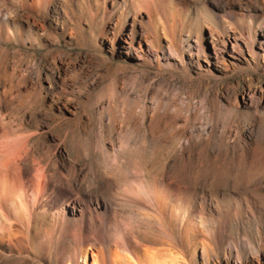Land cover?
Segmentation results:
<instances>
[{
	"label": "rangeland",
	"instance_id": "374dc122",
	"mask_svg": "<svg viewBox=\"0 0 264 264\" xmlns=\"http://www.w3.org/2000/svg\"><path fill=\"white\" fill-rule=\"evenodd\" d=\"M86 1L51 0L50 8L38 13L17 0H0V83L27 80L39 87L37 101L45 98L46 105L52 98L57 107L62 102L74 108L79 124L55 106L40 122L48 126L49 118L62 117L54 128L48 126L54 138L72 120L74 138L66 143L70 158L73 146L89 147L100 122L103 151L109 150L103 156L117 160L131 184L173 177L181 188L177 197L204 218L201 232L186 239L161 220L178 259L204 264L197 249L191 256V244L212 229L217 243L207 264H227L224 253L228 264L244 258L264 264V0H152L162 48L140 59L121 38L112 37L111 22L90 15L88 5L95 9L100 0ZM112 123L122 124L120 132ZM196 134L190 148L186 137ZM226 139L234 146L227 148ZM181 151L189 155L180 156ZM79 169L77 163L78 178ZM81 182L79 189L86 185V190L79 192L90 194V179ZM108 197L103 198L110 204ZM132 214L118 219L126 225L137 218ZM127 217L131 221L124 223ZM154 226L139 230L164 240ZM86 261L91 263L90 254Z\"/></svg>",
	"mask_w": 264,
	"mask_h": 264
},
{
	"label": "bare ground",
	"instance_id": "6f19581e",
	"mask_svg": "<svg viewBox=\"0 0 264 264\" xmlns=\"http://www.w3.org/2000/svg\"><path fill=\"white\" fill-rule=\"evenodd\" d=\"M17 1L38 13L45 12L51 6V0ZM88 1H86L87 5ZM99 5L95 9L94 6L88 5L90 15L100 14L105 21L111 22L112 37L121 38L126 49L134 50L136 58L140 59L142 55L153 54L156 49L162 48L158 43L160 38L153 17L152 0H100ZM165 29L166 26L161 24V32L164 36ZM4 74H7L6 70ZM8 74L13 76L15 73L8 72ZM38 88L36 84L27 80H9L7 83H0V264H7L9 260H14L16 264H184L186 262L193 264L192 257L186 262L178 259L177 250L166 241L167 230L165 231L162 225L165 223L170 230L181 231L186 239L197 236L200 231L199 226L204 222L203 217L194 213L192 205L177 197L181 188L175 179L163 177L165 179L163 182L156 181V178L148 181L145 179V182L140 180L137 185L131 184L125 177L124 170L122 172L116 167L117 160L108 157L106 159L103 156L107 146L103 151L105 140H102L104 132H102L103 124L100 122L96 131L92 133L90 143L88 142L89 147L86 146L87 144H85L86 147H81V144L74 149L72 145L74 153L70 158L66 143L73 135L72 120L69 118L70 121L61 126L59 135L54 138L49 136L48 126L55 125L62 117L59 118L57 115L55 119L49 118L48 126L40 122L42 115L53 106L60 108V112L65 110L68 115L75 118L74 108L70 109L67 103L62 102L57 107L53 104L52 98L51 103L46 105L45 98L37 101L34 93ZM75 122L80 123L79 116H76ZM121 125V123H112L111 128L115 132H120ZM58 127H55L56 130ZM52 133L54 132H51V135ZM208 138L209 136L205 138L206 143ZM119 139L121 142V138ZM196 139H198L197 134L194 138L190 135L186 137L190 148L195 146ZM82 141H86V136ZM225 145L227 148L234 146L232 140L228 139L225 140ZM183 148L181 147L182 150ZM96 154L99 155V161L94 158ZM110 155L112 156L111 153ZM185 155L184 152H180V156ZM122 157L120 156L123 162ZM77 163H79V172L83 173L79 178L77 175L80 173L76 175L77 169L75 171ZM84 178H89L91 181L87 189L89 185L94 187L89 188L91 191L88 193L91 194L92 189L94 191L91 195L86 194V191L79 192L86 186L80 185L82 188L79 189V183ZM104 196L105 198L109 196L110 204L104 201ZM207 205L209 206L208 202ZM132 212L140 215L139 217L136 215L138 219ZM125 214L129 217L132 214L133 218L137 219H133L134 222H128L132 217L125 218L128 220L123 222H128L126 225L130 226L129 228L120 222L121 219L120 221L118 219L119 216L126 217L123 216ZM161 220L164 223L161 224ZM129 223L134 224L136 230ZM150 223L153 224L151 227ZM148 226L151 229L154 226L153 232L157 231L155 233L164 240L148 238V234L141 233L139 229L148 228ZM202 238L204 239H198V242L191 244V256L197 249L202 262L207 264L208 258H213L215 255L214 248L217 242L214 241L212 229L206 230ZM153 243L159 245L152 246ZM88 254L91 256V263L86 261ZM226 254H223V259L228 264L229 259L226 258ZM79 259L83 262L79 263ZM233 263L239 262L233 261ZM241 264L260 263L244 258Z\"/></svg>",
	"mask_w": 264,
	"mask_h": 264
}]
</instances>
